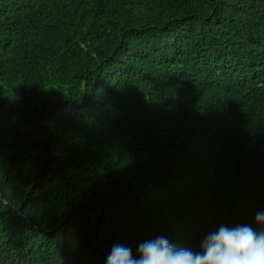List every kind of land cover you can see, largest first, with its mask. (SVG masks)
<instances>
[{
  "label": "trees",
  "instance_id": "trees-1",
  "mask_svg": "<svg viewBox=\"0 0 264 264\" xmlns=\"http://www.w3.org/2000/svg\"><path fill=\"white\" fill-rule=\"evenodd\" d=\"M262 211L264 0H0V264Z\"/></svg>",
  "mask_w": 264,
  "mask_h": 264
},
{
  "label": "clouds",
  "instance_id": "clouds-1",
  "mask_svg": "<svg viewBox=\"0 0 264 264\" xmlns=\"http://www.w3.org/2000/svg\"><path fill=\"white\" fill-rule=\"evenodd\" d=\"M260 230L250 225H221L201 242L199 251L176 248L167 238L157 237L130 247L116 244L106 264H264V211L255 216Z\"/></svg>",
  "mask_w": 264,
  "mask_h": 264
},
{
  "label": "water",
  "instance_id": "water-1",
  "mask_svg": "<svg viewBox=\"0 0 264 264\" xmlns=\"http://www.w3.org/2000/svg\"><path fill=\"white\" fill-rule=\"evenodd\" d=\"M97 216H98V211H97L96 214H95V218H97Z\"/></svg>",
  "mask_w": 264,
  "mask_h": 264
}]
</instances>
